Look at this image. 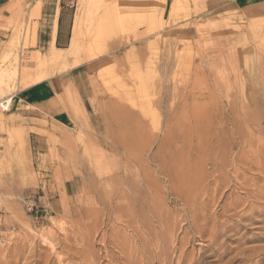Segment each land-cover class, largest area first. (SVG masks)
Returning a JSON list of instances; mask_svg holds the SVG:
<instances>
[{
  "label": "rangeland",
  "instance_id": "rangeland-1",
  "mask_svg": "<svg viewBox=\"0 0 264 264\" xmlns=\"http://www.w3.org/2000/svg\"><path fill=\"white\" fill-rule=\"evenodd\" d=\"M52 3L12 0L0 25L7 32L0 42L5 71L0 104L31 76L35 83L49 78L52 63L60 73L79 65L67 79L81 73L79 93L68 82L60 96L71 124L45 133L49 160L43 172L28 170L24 159H0V264H138L141 259L143 264L151 254L156 261L166 257L165 264L192 259L264 264V198L250 199L264 195V133L259 132L264 130V5L234 9L222 1L207 7L202 0H78L69 47L57 51L51 41L36 51L41 7ZM50 8L54 18L49 15L47 31L52 29L53 38L58 8L56 14ZM12 72L14 82L7 83L5 74ZM237 125L238 133L256 142L255 149L260 144L263 149L242 151L235 144ZM26 137L20 129L9 134L18 144L13 146L17 158L24 157ZM239 156L254 163L245 167L237 163ZM257 162L263 165L258 168ZM220 171L227 182L221 194L213 191ZM132 182L142 203L151 196L153 206L147 219L140 215L148 223L141 217L126 227L107 215L108 203L112 192L131 189ZM234 201H253V211L261 207L255 215L260 222L239 245L245 229L220 232L221 224L241 222L233 216L236 209L228 212ZM211 230H217L216 244L208 249ZM103 234L105 241L130 237L129 247L122 242L124 254L109 246L105 251L99 242ZM257 248L263 249L260 257L252 251Z\"/></svg>",
  "mask_w": 264,
  "mask_h": 264
},
{
  "label": "crops",
  "instance_id": "crops-1",
  "mask_svg": "<svg viewBox=\"0 0 264 264\" xmlns=\"http://www.w3.org/2000/svg\"><path fill=\"white\" fill-rule=\"evenodd\" d=\"M34 1L36 0H32V2ZM202 1H205L206 4L210 1H212V4L222 1L224 6H230L234 9L264 5V0ZM77 3L78 0H53V3L46 8L42 5L36 32V45L38 46L36 47V51L39 47L42 49L45 44V46L48 47L51 41L54 42L57 51L69 47L74 21L72 18L75 17ZM11 4L12 0H0V25L4 18L10 15L8 9ZM51 5L53 6L52 13L56 7L58 8L57 23L53 38L52 29L47 31L48 28L52 27L51 23L48 24L49 17H53V15H50ZM206 6L209 7V4ZM44 12L46 13L44 14ZM6 33L5 30L0 28V42L3 41ZM1 52L2 47L0 46V53ZM56 64L57 62L52 63L49 78L33 84L32 82L30 83V81L34 76H31L29 78L30 80L28 79L25 82L26 87L17 89L16 92L11 95L12 99L8 112H2L0 110V159L13 162L24 159L28 170L33 171L37 175L43 172L45 164L47 165L49 160L45 133L50 132V130H52L51 127H67L72 122V115L67 111L60 100L64 87L68 82H71L75 86L77 93H79L76 82L81 77V73L76 72L74 76L68 79L66 78V73L77 70L79 65L69 71L60 73L56 72ZM1 69L2 67H0V70ZM1 87L0 85V88ZM18 129L25 131L27 134V137L22 141L24 152V157L22 156V158H17L14 155L13 146L18 147V144L13 143V140L9 138L10 132Z\"/></svg>",
  "mask_w": 264,
  "mask_h": 264
},
{
  "label": "bare ground",
  "instance_id": "bare-ground-1",
  "mask_svg": "<svg viewBox=\"0 0 264 264\" xmlns=\"http://www.w3.org/2000/svg\"><path fill=\"white\" fill-rule=\"evenodd\" d=\"M38 3V2H37ZM41 6V5H40ZM37 7H38V5H37ZM36 8V7H35ZM38 9V8H37ZM34 13V12H33ZM54 14H56L55 13V11H54ZM37 14H35L34 16H36ZM56 17H57V15L55 16V21H54V19H53V21H54V25H53V31L55 30V28H56V23H57V21H56ZM54 18V17H53ZM56 56V55H55ZM57 57H59V56H57ZM55 59H56V57H55ZM59 61H60V59H59ZM58 61V62H59ZM10 70V69H9ZM15 70V69H14ZM28 71V70H27ZM16 72V71H15ZM5 73V71L3 72L2 71V69L0 70V79H1V77L3 76V74ZM17 73V72H16ZM5 76H6V81H7V83H10V82H14V79H15V74H14V72H12L11 74H9V73H7V75L5 74ZM23 76V75H22ZM46 77H47V75H46ZM46 77H44V78H46ZM16 79H18V78H16ZM41 80V79H40ZM33 84L36 82H34V81H31ZM30 82V83H31ZM24 86H22L21 85V87H26L25 86V82H24V84H23ZM29 86V85H28ZM11 99H12V97H10V98H8V99H6L5 100V102L6 103H8L9 104V106H10V103H11ZM9 108V107H8ZM31 108V107H30ZM243 108V107H242ZM7 109V108H6ZM111 109V108H110ZM9 110V109H8ZM247 114V113H246ZM17 116V115H16ZM254 121V120H253ZM238 124V123H237ZM235 125V124H234ZM247 126V125H246ZM243 127V126H242ZM257 129V128H256ZM264 129V128H263ZM234 130H235V132H237L236 130H239V127H238V125L236 126V127H234ZM258 130V129H257ZM256 131V130H255ZM259 132H260V134L261 133H264V130H259ZM237 135H238V137H239V141L238 142H235V144L237 143V145H238V147L240 148V149H242V151H244L246 148H248V149H250V150H248L249 152H251L252 153V151H251V149H252V146H254L255 144H256V142H251V141H249L248 140V138L247 137H245L243 134H242V132H237L236 133ZM237 137V138H238ZM236 139V138H235ZM169 140V139H168ZM222 142L224 143V145L222 144V146H224V148H225V140H222ZM255 143V144H254ZM260 143V142H259ZM263 144H264V142H263ZM232 145V144H231ZM236 145V146H237ZM261 145V144H260ZM257 146L258 148H256L255 149V146H254V150H258L259 151V148L260 149H263V146L261 145V146ZM170 147V146H169ZM235 147V146H234ZM125 148V147H124ZM222 149V148H221ZM228 149V148H227ZM247 151V152H248ZM224 153V152H223ZM254 153V152H253ZM252 153V154H253ZM243 154V153H242ZM245 154V153H244ZM243 154V155H244ZM171 155H172V153H171ZM213 155V154H212ZM247 155V154H246ZM224 156V155H223ZM99 157V156H98ZM244 157H246V156H244ZM244 157H242L241 156V158H240V156L239 157H237V158H235V159H237V163L239 162H244V163H242L245 167H248L249 166V164L248 163H250V162H252L253 160H251V161H249V159L247 160L246 158H244ZM254 157V156H253ZM223 158H225V157H223ZM247 158H248V156H247ZM263 158V157H262ZM173 159V158H172ZM221 159V158H220ZM245 159H246V161H248L247 163H245ZM259 159V158H258ZM260 159H261V157H260ZM259 159V160H260ZM124 160H126V159H124ZM256 160V159H255ZM170 161V160H169ZM125 162V161H124ZM128 162V161H127ZM225 162H226V160H225ZM260 162V161H259ZM186 163V162H185ZM253 163H254V161H253ZM263 162H261L260 164H262ZM128 164V163H127ZM242 164H240V165H242ZM251 164V163H250ZM256 165H257V167L258 168H260V164L257 162V163H255ZM231 165V164H230ZM237 165V164H236ZM263 165V164H262ZM223 166H224V162L223 161H221L220 162V170L223 168ZM229 166V165H228ZM218 168H219V165L217 166ZM242 167V166H241ZM263 166H261V168H262ZM188 168H189V166H188ZM249 168V167H248ZM263 169V168H262ZM224 170V169H223ZM239 170V169H238ZM238 170H234L233 171V173H236L235 171H237L238 172ZM251 170H252V168H251ZM240 171V170H239ZM245 171V170H244ZM246 171H247V169H246ZM186 172V171H185ZM260 172V171H259ZM99 173H101V172H99ZM144 173V172H143ZM238 173H240V172H238ZM220 176L219 177H217V179L214 181L215 183H214V193L217 191L219 194H221L220 193V191H222V189L223 188H225L227 185V182H226V174L225 173H223V171H220ZM243 174V173H242ZM259 174V173H258ZM132 176V175H131ZM145 176H147V174L145 173L144 174V177ZM169 176H171V175H169ZM169 176H168V178H169ZM241 176V175H240ZM243 176H244V174H243ZM133 177V176H132ZM235 177H237V176H235ZM256 177V176H255ZM255 177L254 178H252V179H255ZM98 178V177H97ZM118 178V177H117ZM139 178V177H138ZM227 178H228V176H227ZM242 178V177H241ZM245 178H247V177H245ZM251 178V177H250ZM249 178V179H250ZM121 179V178H120ZM129 179H131V177L129 178ZM178 179V178H177ZM106 180V179H105ZM125 180V179H124ZM171 180H172V178H171ZM176 180V179H175ZM193 180V179H192ZM247 180V179H246ZM144 181L146 182V177L144 178ZM173 181H174V177H173ZM194 181V180H193ZM254 181V180H253ZM171 182V181H170ZM211 182V181H210ZM243 182V181H242ZM147 183V182H146ZM174 183H175V181H174ZM179 183H182V182H180L179 181ZM255 183V182H254ZM121 184V183H120ZM123 184H124V182H123ZM212 184V183H211ZM251 184H253V183H251ZM256 184V183H255ZM136 185V184H135ZM129 186V185H128ZM145 186H147V190L148 191H151L150 190V188H149V186H148V183H147V185H145ZM175 186V185H174ZM181 186V184L178 186V187H180ZM211 186V185H210ZM235 186V185H234ZM246 186V185H245ZM250 186V185H249ZM121 187V186H120ZM177 187V188H178ZM182 187V186H181ZM210 188V187H209ZM229 188V187H228ZM180 189V188H179ZM146 190V191H147ZM197 190V189H196ZM96 191V190H95ZM99 191V190H98ZM181 192L180 193H178V195L179 196H183V191H182V189L180 190ZM208 192H210L209 191V189L207 190ZM247 190H245V192H246ZM178 192V191H177ZM207 192V193H208ZM253 192H254V190H253ZM264 192V191H263ZM150 193L151 192H148V195H150ZM256 193V192H255ZM138 193H137V190L135 189V187H134V183L132 182V188L131 189H120L119 191L117 190V191H115V192H112L111 193V199H110V202L108 203V214L107 215H113V217H114V221H118L119 223H122L123 225L125 224L126 225V227H130V226H132V225H130V224H135V223H138L139 221H141L140 220V218L142 217V216H140L142 213L143 214H145V219H147L146 217V215L147 214H151L152 213V206H153V203L151 202L152 200H150V197L151 196H149V198H148V200H146V199H144V201H143V203H142V198L143 197H138V195H137ZM217 194V193H216ZM218 194V195H219ZM264 194V193H263ZM108 196H110V195H108ZM97 197H98V195L96 196V197H94V198H92V200H91V204L92 205H96L95 203L98 201V199H97ZM236 197V196H235ZM252 198H250V199H252L254 202H255V200H257V198L259 199V198H264V195H261V196H258V195H254V196H251ZM187 198V197H186ZM100 199H101V196H100ZM230 200V199H229ZM235 200V199H234ZM264 200V199H263ZM108 201V200H107ZM236 201V200H235ZM235 201H234V203H233V205L231 204V206H233V208L231 207V210H229L228 212L230 213V211H235L234 209H236V212H235V214H233V216L234 217H237V218H239V220L242 222L243 220L246 222V223H248V224H246L245 222L242 224L239 220V222H240V224H241V226H240V224L239 225H231V226H226V225H220L221 227H220V229L222 230H220V232H229V230H235V229H237V230H242V229H245V231L243 232V233H241V232H239V233H241V234H239L238 236H239V239L237 240V243L238 242H240V241H242V240H245L246 238V235H247V233L250 231V226H253V225H255L254 224V222H260L258 219H255V217L256 216H260L259 215V211H258V209L259 210H261L259 207H258V209L257 210H255V211H253V209H252V206H253V201L252 202H247V201H243V203L242 204H236L235 205ZM237 201H239V200H237ZM236 201V202H237ZM249 201V200H248ZM98 203V202H97ZM229 203V202H228ZM238 203V202H237ZM258 204V203H257ZM100 205V204H99ZM234 205H235V207H234ZM221 206V205H220ZM255 206V205H254ZM258 206V205H257ZM256 206V207H257ZM239 207H242V209L240 210V211H237V208H239ZM255 207V208H256ZM95 208V207H94ZM209 208V207H208ZM225 208V207H224ZM254 208V207H253ZM254 208V209H255ZM163 209V208H162ZM221 210V209H220ZM225 210V209H224ZM223 210V211H224ZM227 210V209H226ZM213 211V210H212ZM249 211L250 212V214L249 215H246L245 213H247V212ZM95 212V211H94ZM96 212L98 213V211L96 210ZM95 212V213H96ZM225 212V211H224ZM223 212V213H224ZM226 214H228L227 212H226ZM232 214V213H231ZM210 215V214H209ZM256 215V216H255ZM127 217V219L124 221H122L121 220V218H123V217ZM194 216V215H193ZM215 216V215H214ZM232 216V217H233ZM228 218L229 217H231V216H227ZM106 218H108L107 216H106ZM143 218V217H142ZM143 218V219H144ZM212 218V217H211ZM257 218V217H256ZM125 219V218H124ZM145 219H144V221H143V223L145 222ZM98 220V219H97ZM109 220V219H108ZM206 220V219H205ZM208 220V219H207ZM263 220V219H262ZM176 221V220H175ZM146 222H147V220H146ZM146 222H145V224H146ZM194 222V221H193ZM211 222V221H210ZM209 222V223H210ZM230 222V221H229ZM107 223H108V221H107ZM106 223V224H107ZM130 223V224H129ZM141 223V225H142V222H140ZM148 223V222H147ZM176 223V222H175ZM208 223V224H209ZM212 223V222H211ZM105 224V223H104ZM115 224H117V223H115ZM145 224H143V225H145ZM215 224V225H214ZM213 225L214 226H216V224L217 223H214ZM223 224H225V223H223ZM92 225H94V224H92ZM96 225H97V223H96ZM130 225V226H129ZM172 225H174V224H172ZM193 225V224H192ZM229 225V224H228ZM75 226V225H74ZM191 226V225H190ZM241 228H240V227ZM105 227V226H104ZM108 227V226H107ZM115 227V226H114ZM135 227V226H134ZM173 227V226H172ZM95 228V227H94ZM97 228H99V227H97ZM106 228V227H105ZM104 228V229H105ZM147 227H145V229H146ZM149 228V227H148ZM213 229H214V227H212ZM216 228H219L218 226L217 227H215V229ZM93 230V229H92ZM116 230V229H115ZM156 230V229H155ZM72 231V230H71ZM96 231H98V230H96ZM148 231V230H147ZM152 231V230H151ZM160 231H161V229H160ZM212 231V230H211ZM217 231V230H216ZM216 231H212V236H210V240H212V239H214V237H217L216 236ZM219 231V230H218ZM144 232H145V230H144ZM223 232V233H224ZM238 232V231H237ZM237 232H235V233H237ZM96 233V232H95ZM101 233V232H100ZM134 233H136V232H134ZM137 233H141V232H137ZM151 233L152 232H149L148 231V233H147V235L149 236V237H151ZM155 233V232H154ZM159 233V232H158ZM218 233V232H217ZM222 233V234H223ZM97 234V233H96ZM102 234V233H101ZM105 234V233H104ZM104 234L103 235H99V242L101 243V244H103V247H102V249L103 250H105L106 251V249H107V247L109 246V247H112V248H115V249H117L116 250V252L117 251H119V252H121L122 251V254H124L123 253V249L125 248V247H127L126 246V239L128 238V237H126L125 235H123V237H114V238H109L108 239V241H105L106 239H105V237H104ZM145 235H146V232L144 233ZM76 235V234H75ZM121 235V236H122ZM136 235V234H135ZM141 235H143V234H141ZM140 235V236H141ZM157 236L159 235V234H156ZM155 234H154V236H156ZM217 235H219V234H217ZM91 236V235H90ZM97 236V235H96ZM112 236V235H111ZM154 236L152 237L153 238V240H155L154 239ZM137 237V236H136ZM142 237V236H141ZM159 237V236H158ZM166 237V236H165ZM130 238V237H129ZM128 238V239H129ZM157 238V237H156ZM91 239V238H90ZM96 239H98V237H96ZM138 239H139V237H138ZM144 239V238H143ZM147 240H148V238H147ZM171 240V239H170ZM187 240V239H186ZM128 241V240H127ZM132 241V240H131ZM149 241H150V239H149ZM157 241V240H156ZM181 241V240H180ZM122 242L125 244V247L122 249L121 247L123 246V244H122ZM144 242H145V240H144ZM154 242V241H153ZM94 243V242H93ZM99 243V244H100ZM132 243H133V241H132ZM150 243V242H149ZM171 243V242H170ZM186 243V242H185ZM129 244V243H128ZM130 244H131V242H130ZM187 244V243H186ZM212 244V245H211ZM216 243L215 242H213V240L212 241H210V245H208V249H209V247H211V246H213V245H215ZM156 245V244H155ZM237 245H239V243L237 244ZM150 246V245H149ZM170 247H171V245H169ZM216 246H218V245H216ZM129 247V246H128ZM160 247H161V245H160ZM181 247V246H180ZM238 247V246H237ZM132 248V247H131ZM135 248V247H134ZM145 248V247H144ZM212 248V247H211ZM231 248V247H230ZM235 248H236V246H235ZM136 249V248H135ZM149 249V248H148ZM171 249V248H170ZM218 249V248H217ZM132 250H133V248H132ZM141 250H143V249H141ZM150 250V249H149ZM162 250V249H161ZM108 251V250H107ZM158 251V250H157ZM163 251V250H162ZM179 251H180V249H179ZM206 250H204L202 253H204ZM226 251V250H225ZM234 251V250H233ZM253 252H254V255L256 254V255H258L259 257H260V254L262 253V251H263V249L262 248H257V249H253L252 250ZM104 252V251H103ZM124 252H127V251H124ZM136 252V251H135ZM139 252V251H138ZM141 252V251H140ZM143 252V251H142ZM146 252V251H145ZM144 252V253H145ZM150 252H151V250H150ZM149 252V253H150ZM153 252V251H152ZM211 252V251H210ZM223 252V251H222ZM221 252V253H222ZM231 252V251H230ZM147 253V252H146ZM145 253V254H146ZM154 253V252H153ZM161 254H162V252H160ZM181 253V252H180ZM208 253V252H207ZM107 254H108V252H107ZM106 254V255H107ZM111 254V253H110ZM110 254H108V255H110ZM117 254V253H116ZM127 254V253H126ZM129 254H131V251H130V253ZM128 254V255H129ZM133 254V253H132ZM136 254V253H135ZM138 254V253H137ZM143 254V253H142ZM141 254V255H142ZM211 254V253H210ZM223 255L224 254H226V253H222ZM113 255H115V254H113ZM120 255H121V253H120ZM128 255H126L127 256V259H128ZM154 255V254H153ZM211 255H213V254H211ZM221 255V254H220ZM229 255V254H228ZM240 255H244V254H240ZM131 256H135V255H131ZM130 256V258L132 259V257ZM139 256H140V253H139ZM144 256H146V255H142V257H144ZM147 256H150V255H147ZM147 256H146V258H147ZM248 256H249V254H248ZM94 257V256H93ZM121 257V256H120ZM123 257V256H122ZM121 257V258H122ZM141 257V258H142ZM207 256H205V257H201V259H204V258H206ZM222 256H220V258H221ZM225 257V256H224ZM87 258V257H86ZM103 258H105V257H103ZM109 258H110V256H109ZM115 258V257H114ZM126 257L124 256V259H125ZM129 258V259H130ZM140 258V257H139ZM145 258V259H146ZM195 258V257H194ZM210 258V257H209ZM213 258V257H212ZM105 259H107V256H106V258ZM135 258H133V260H134ZM207 259V258H206ZM245 259V258H244ZM247 259H248V257H247ZM88 260H89V258H88ZM91 260V259H90ZM107 260H109V259H107ZM106 260V261H107ZM110 260H111V258H110ZM113 260H115V259H113ZM118 260V259H117ZM116 260V261H117ZM135 260H137V256H136V259ZM144 260V259H143ZM169 260H171V259H169ZM183 260V259H182ZM112 261V260H111ZM121 261V260H120ZM119 261V262H120ZM125 261V260H124ZM123 261V262H124ZM129 261H131V260H129ZM156 261V259H154V257L152 258V254H151V257L148 259L147 258V260L146 261H143V264H165V261H166V257H163L162 256V259H160V260H158L157 259V261ZM178 261H180V259L178 260ZM199 261V260H198ZM246 261V260H245ZM127 262H128V260H127ZM131 262H133V261H131ZM94 262H92V264H93ZM142 263V259L141 260H138V264H141ZM168 263V262H167ZM180 263V262H179ZM86 264V263H85ZM95 264V263H94ZM108 264H111L110 262L108 263ZM129 264H137V262H133V263H129ZM169 264V263H168ZM182 264V263H181ZM188 264H197V261H194V259H192V260H189V263ZM200 264H201V262H200ZM210 264V263H209ZM255 264V263H254Z\"/></svg>",
  "mask_w": 264,
  "mask_h": 264
},
{
  "label": "built area",
  "instance_id": "built-area-1",
  "mask_svg": "<svg viewBox=\"0 0 264 264\" xmlns=\"http://www.w3.org/2000/svg\"><path fill=\"white\" fill-rule=\"evenodd\" d=\"M8 107H9V104L8 103H6L5 101L1 102V104H0V110L2 112H8L9 111L8 110L9 109Z\"/></svg>",
  "mask_w": 264,
  "mask_h": 264
}]
</instances>
